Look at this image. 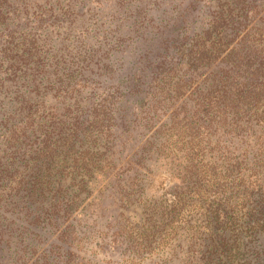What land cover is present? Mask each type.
I'll return each mask as SVG.
<instances>
[{"label":"trees","instance_id":"trees-1","mask_svg":"<svg viewBox=\"0 0 264 264\" xmlns=\"http://www.w3.org/2000/svg\"><path fill=\"white\" fill-rule=\"evenodd\" d=\"M11 3L0 264H102L79 253L92 239L133 263L177 228L179 264H264V0ZM173 140L185 163L166 206L146 195L149 163Z\"/></svg>","mask_w":264,"mask_h":264},{"label":"rangeland","instance_id":"rangeland-1","mask_svg":"<svg viewBox=\"0 0 264 264\" xmlns=\"http://www.w3.org/2000/svg\"><path fill=\"white\" fill-rule=\"evenodd\" d=\"M14 0H12V3ZM42 8L45 7L44 3H41ZM11 9V8H10ZM36 10V8H34ZM7 9L4 7V12ZM12 12V11H10ZM203 17L202 28H206L210 23V17ZM33 19V18H31ZM11 21V18L6 20L4 25L0 21V31ZM37 37V36H36ZM38 38V37H37ZM164 121V119H163ZM172 144L174 143L171 142ZM169 145L167 149V157H161L160 159L152 158L149 164H151V173L149 175V182L147 185L146 195L151 200L161 202L163 205H172L175 200L176 193L178 194L181 191V181L178 169L184 165L183 152L178 154V144ZM91 196L86 201V203L92 202L97 203L96 194L94 191L91 192ZM109 199H106L108 201ZM105 201V202H106ZM93 207L89 210L91 211ZM142 209L138 206L131 207L126 212V217L129 223L132 225H138L141 220ZM86 218V217H85ZM178 226V222H177ZM181 226H184V223H181ZM187 226V225H186ZM176 236L168 239H163L162 241H154L152 248L144 254L143 257L135 259L134 264H179L180 258L183 255L182 250L186 249V239L188 235H184L182 240L178 239V228L175 232ZM180 233H184V230L181 229ZM95 237V236H94ZM100 243L97 240L92 239V241L84 242L83 249L79 252L82 256L89 257L92 254H95V258L98 261H101L102 264H133L130 261H126L124 255L121 254L120 248H117L116 251L106 253V251H99Z\"/></svg>","mask_w":264,"mask_h":264}]
</instances>
